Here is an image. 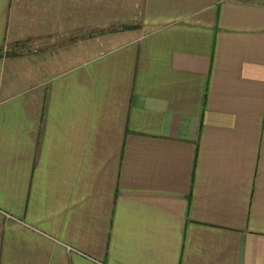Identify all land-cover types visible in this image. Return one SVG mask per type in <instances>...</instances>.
I'll return each mask as SVG.
<instances>
[{"label":"crops","instance_id":"0c3cea01","mask_svg":"<svg viewBox=\"0 0 264 264\" xmlns=\"http://www.w3.org/2000/svg\"><path fill=\"white\" fill-rule=\"evenodd\" d=\"M0 264H264V0H0Z\"/></svg>","mask_w":264,"mask_h":264},{"label":"rangeland","instance_id":"374dc122","mask_svg":"<svg viewBox=\"0 0 264 264\" xmlns=\"http://www.w3.org/2000/svg\"><path fill=\"white\" fill-rule=\"evenodd\" d=\"M106 28H107V29H106ZM113 28H117V27H104V28L101 27V28H100V31L103 32V29L108 30V29H113Z\"/></svg>","mask_w":264,"mask_h":264}]
</instances>
